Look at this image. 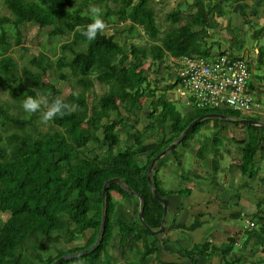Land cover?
<instances>
[{
	"label": "trees",
	"instance_id": "obj_1",
	"mask_svg": "<svg viewBox=\"0 0 264 264\" xmlns=\"http://www.w3.org/2000/svg\"><path fill=\"white\" fill-rule=\"evenodd\" d=\"M226 1L229 0H208V3L194 0L195 11L191 13L184 12L179 4L164 16L168 26L162 31L157 20L156 0H5L11 15H0L3 88L11 92L22 109V102L28 96L46 98L49 105L60 97L64 103L76 107L70 115L54 118L49 130L42 132L34 116L45 111L43 105L34 116L27 113L26 119L9 114V107L0 104V127L7 133L5 139L0 134V264H54L66 255L83 252L97 242L104 213L105 226L97 246L61 264H163L160 259L163 252L186 256L189 264H197L199 258L211 261L218 256L224 264L245 263L242 254L236 255L239 239L230 235L221 246L208 241L189 250L172 251L168 248L170 240L164 238L169 227L160 235L152 234L139 218L140 200L136 196L142 197L147 226L159 230L164 208L155 198L153 189L168 198L191 195L192 187L164 192L158 175L162 159L152 172L151 187L147 173L152 160L176 142L197 118L213 113L226 116L224 111L239 112L229 108H195L194 115L189 114L192 111L182 114L176 111L174 103L163 96L157 97L148 102L146 131L153 136L161 132L163 138L148 156L143 155L145 135L129 125L123 113L129 114V118L144 100L155 98L160 91L158 76L151 78L149 74L151 67L156 72L155 65L158 69L163 66L169 69L168 58H214L226 54L222 49L215 51L208 42L210 19L226 13L222 5ZM232 1L236 6L247 8V0ZM94 6L101 9L100 18L106 28L98 32L95 40L89 41L76 28L92 22L93 13L89 11ZM28 24L50 28V38L67 40L60 43L58 51L54 49L52 55L42 50L30 59H25L21 53L17 58L13 55L16 49L29 51L23 33ZM109 28L114 30L112 35L106 33ZM119 36L126 37L123 45L116 40ZM142 36L147 37L146 43H135ZM19 58L24 61L22 64ZM147 63H150L149 68H145ZM47 75H55L81 89L63 97L59 87L45 82ZM93 79L108 85L109 90L90 104ZM151 79H154V87ZM242 119L258 121L251 117ZM210 120L213 119L196 125L170 154L180 145L186 147L191 134L200 126L208 125ZM215 120L230 121L249 129L247 137L237 141L241 149L238 169L242 177L256 179L260 161L264 162V128ZM218 124L214 125L211 146L205 149L203 141L196 152L203 165L213 169L212 183L218 181L224 159L220 140L215 135L225 131ZM10 127L16 130L9 131ZM119 130L127 134L125 147ZM99 148L103 151L95 153ZM183 155L181 151L172 155L180 167ZM199 176L197 171L190 175L182 172L180 178L206 179ZM112 179H119L121 184L110 185L104 198V186ZM128 198L136 202V214L126 205ZM2 214L9 215L7 220H3ZM255 217L259 230L255 229V222L248 220L254 226L247 229L245 242L257 239L255 245L264 254V216L258 211ZM164 224L167 226V219ZM87 232L91 234L83 246L71 245L83 239ZM136 248L139 252L134 255Z\"/></svg>",
	"mask_w": 264,
	"mask_h": 264
},
{
	"label": "rangeland",
	"instance_id": "obj_2",
	"mask_svg": "<svg viewBox=\"0 0 264 264\" xmlns=\"http://www.w3.org/2000/svg\"><path fill=\"white\" fill-rule=\"evenodd\" d=\"M4 2L5 0H0V15L10 16L11 13L7 9ZM193 2L194 0H156V7L158 9L157 20L162 28V31H164L168 26V24L165 23L163 20L164 16L168 12L175 10L177 8V5L180 4L184 12L191 13L195 11V8L192 7ZM222 5L226 10V13L223 16H212L209 22L208 27L209 32L211 34L210 39L208 40L209 44L214 47L215 51H218L219 49L228 50L229 48H231V51L234 55L241 56L248 61L251 74L255 73L256 77L264 79V26L262 27L258 25L260 20L264 22V18H262V16L264 17V0H247V8L236 6L235 2L232 0L223 2ZM91 8L92 7H90V9ZM256 31H258V33L255 36ZM49 32L50 28L41 29L38 25L35 24L26 25L23 31L24 43L27 49H29V51L16 49L13 55L18 58V53H21L25 56V59H30L32 55L38 56L39 52L42 50H44L45 52L47 50V52L52 55L53 50L56 49V51H58L60 43L65 42V40L67 39L50 38ZM113 32L114 30H112L111 28L106 29V33L108 35H112ZM116 40L119 42L120 45H123L126 40V37L119 36ZM146 41L147 37L142 36L141 38L136 39L135 43L145 44ZM246 51L248 52L247 54H245ZM259 54L263 55V64L259 63ZM18 61L20 64L24 62L21 58H19ZM166 64L168 65L169 69L164 66L158 69L156 65L155 69H157V72L152 71L153 67L149 69V74H151V78H154V76H158L160 80L158 85L160 91L156 93V97H153L149 100H144L143 105H141V107L138 108L134 114L130 115L129 118V114L123 112L125 120H127L128 124L134 125L135 130H139L145 135L146 141L143 154L145 156H148L150 152L157 145H159L160 141L163 138V134L161 132L157 136H153L146 131V126L149 124V101L151 102L152 100H156L157 97L163 96L166 100L176 105V111H179L182 114H186L192 111L189 113L191 115H194L196 113L195 107L188 106L186 100L187 96L184 94L183 89L180 86L175 87L174 85H172V83L174 82V72L173 67L170 65V58L167 59ZM149 66L150 63L145 64V68H149ZM153 80L154 79H151L152 87L155 86ZM48 81L52 82L62 90L63 97H68L72 92L79 91L81 89L78 86L74 87L69 82L60 80L58 77H55V75H47L45 77V82ZM93 82L94 85L89 92L90 104L96 103L98 99L105 93H107L109 90L108 85L99 83L95 79H93ZM251 95L256 100H259L260 96L254 93L253 91L251 92ZM262 101L264 104V98L262 99ZM0 104L9 107V114L13 116H18L20 118H28V116L25 117L27 113L21 108L19 104H16V101L14 100V97L11 92L8 89L3 88L1 77ZM224 112H226L225 114L226 116L228 115V118L230 120H240L242 118L250 117L247 114L242 113L230 114L227 111ZM238 116L240 118H238ZM40 117V112L37 113L36 116H34L37 127H39L40 131L47 132L51 127L52 123L51 121L47 124L42 123ZM251 118H255L260 122H264L263 115L254 114ZM208 123H219V127L223 126L222 131H225L220 135L218 133H216L215 135L216 138H219L220 140L219 144L221 145H219V147L221 146L220 151L224 156L223 162H221V170L218 175V183L211 182V177L214 175L211 166L203 165L204 163H202V161L198 159L195 154L197 149H199L200 146L203 144V141L206 144L202 147L207 149L209 146H211L213 140L214 128L213 130H211V128L208 130L207 126H200L194 135L193 133L191 134L194 140L190 141L186 148L180 145L174 151L173 154L169 153L162 159L161 165L158 166L160 187L163 191L166 190L164 192H167L171 190L186 189L190 186L194 188L197 184V180L193 177H191L192 180H183V178H180V175L178 176L176 174L177 170L179 169L173 167L172 170H170V166H173L175 164L172 160H170L171 156L178 154L180 150H183L185 148L184 155L182 158V172H188V174L190 175L193 171L200 170V172L203 174L202 176L204 178L206 177V179L202 181L199 190L203 192H208L207 194H205L207 198H209V195H212L213 197L215 196V199L201 200V194L193 192L194 189H192L191 195H182L184 197V204H186V206H188L187 204L191 206V203H194V205L197 204L198 206H200L199 200H201L202 204L209 205L212 203V201L218 202L219 200L222 206L216 207L215 210L217 212H220L221 210V213L225 212L227 214L225 215V222H222L220 221V219H217V221L222 222V224H217L215 226V230L217 229L219 232H221L222 236L224 237L230 235L239 239L237 240L239 242V245L236 246L235 251L236 253H238L236 255H243L242 259L245 262L244 264H264V254L260 253L257 249V245H255L257 239H253L248 243L245 242V239L248 237L249 234L247 232V229L250 228L246 225V221L251 220L256 223L258 218L255 217V215L258 213V211L262 212L264 216V162L260 161V171L256 179L249 180L242 177L241 172L238 169L241 157V149L239 148L237 141L247 137V134H249V129L247 127H243V129L241 125L230 121H221L213 119L210 120ZM8 130L14 131L16 130V127H10ZM119 131L122 139V146L125 147V143H127V134L124 130ZM0 134H2L3 139H5L7 133L1 127ZM234 137L235 141H233ZM128 144L131 145L132 143ZM191 146H195V148L192 149ZM101 151L103 150H100L99 148L98 150H96L95 153H100ZM95 153H93V155ZM145 156L142 157L145 158ZM208 156L212 157V154L209 153ZM164 169L167 170V173L169 174L164 175ZM222 182L225 183L223 188H221L222 185H220ZM125 203L134 213L136 209L135 201L131 198H128L125 200ZM189 206L187 207V211L189 209ZM194 211L198 210H196L195 208L193 209V212ZM195 214V218L198 219L201 213ZM1 216L4 221L7 220V218L9 217V215L4 214H2ZM209 216L212 217V219L214 218V216L211 214ZM166 219L167 227L173 224L174 216L171 211L167 213ZM172 228L173 227H169V231L173 230ZM237 229L239 230V235L238 232H235ZM255 229L259 230V226L257 223ZM169 231L167 234L170 233ZM90 234L91 232H87L83 239L76 240L71 245L83 246ZM236 235H238V237H236ZM65 246L68 245L66 244ZM137 252L139 251L136 248L134 249L133 254L136 255Z\"/></svg>",
	"mask_w": 264,
	"mask_h": 264
},
{
	"label": "built area",
	"instance_id": "obj_3",
	"mask_svg": "<svg viewBox=\"0 0 264 264\" xmlns=\"http://www.w3.org/2000/svg\"><path fill=\"white\" fill-rule=\"evenodd\" d=\"M214 58L181 57L170 58L174 82L187 96L188 106L197 109L229 108L233 111L264 116V104L248 91L250 66L248 61L230 50ZM246 225L253 227L252 222Z\"/></svg>",
	"mask_w": 264,
	"mask_h": 264
},
{
	"label": "crops",
	"instance_id": "obj_4",
	"mask_svg": "<svg viewBox=\"0 0 264 264\" xmlns=\"http://www.w3.org/2000/svg\"><path fill=\"white\" fill-rule=\"evenodd\" d=\"M262 18H264V17L262 16ZM258 25L263 27L264 22L262 20H260ZM263 30H264V28H263ZM257 33H258V31L255 32V36L257 35ZM228 50H232V49L229 48ZM247 53L248 52L246 51L245 54H247ZM259 60H260L259 63L263 64V55L262 54H259ZM254 70H253V72H254ZM250 74H251V71H250ZM247 91L250 94L253 91L257 95H259L260 97H259L258 101H260L263 104L262 99L264 98V79H260V77H256L255 73H252L250 76L248 85H247ZM214 125H215V123H212V124L209 123L206 126L208 127L207 128L208 130L210 128H211V130H213ZM192 140H194V138H192L190 141H192ZM188 143H187V145H188ZM187 145H186V147H187ZM191 148L194 149L195 146H191ZM184 149L180 150L183 154H184ZM170 160H172L175 163L173 166H170V170H172L173 167L176 169H179V170H177L176 174L178 176L181 175L182 169L180 166H178L174 157L171 156ZM195 171H197V170H195ZM197 172H198V174H200V176L203 175L200 172V170H198ZM163 174L167 175L169 173H167V170L164 169ZM201 183H202V181L197 180V184L195 185L194 188L190 189L188 187L186 189H190L191 191H192V189H194L193 192L200 193L201 194V197H200L201 200H203V199H210V200L215 199V196L213 197L212 195H209V198H207L205 194H207L208 192H203V191L199 190ZM214 183H218V181L214 182ZM224 184H225L224 182H222L220 184V185H222L221 188H223ZM186 189H181V190H186ZM164 191H166V190H164ZM172 191H175V190H171L168 192H172ZM183 199H184V197L179 196V195H171L168 197L169 209L174 216L173 224L169 226V227H173L172 228L173 230L169 231L170 233L164 237V238H168L170 240L171 246L168 245L169 246L168 248H170L174 252H179L180 250H183V249L189 250L196 244H200V243L202 244V243H205L208 241L213 242L217 246H221V244H223L225 242L226 238L224 236H222L221 232H219L217 229L215 230V226L217 224H222V222H225V215L227 213H225V212L221 213V210H220V212H217L215 210L216 207L222 206L220 204V201L219 200H218V202L212 201L211 204L205 205V204L201 203V200H199L200 206H198L197 204L194 205V203H191L192 204L191 206H189V204H187L189 206V209L187 211L188 206H186V204H184ZM135 206H136V202H135ZM195 208L198 211L193 212V209H195ZM135 211H136V209H135ZM195 213H197V214L201 213L199 215L198 219L195 218V216H196ZM210 214L214 216L213 219H212V217L209 216ZM222 214H224V215H222ZM217 219H220V221H222V222H220V221L218 222ZM229 220H231V219H229ZM187 229H189V230H187ZM237 230L235 232H238V234H239V230L238 231ZM173 255L166 253V252H163L160 255V259L163 261V264H189L188 257H186V256L179 257L175 253H173ZM197 264H224V262H223L222 258L220 256H218V257H214L211 261L207 260L205 258H199Z\"/></svg>",
	"mask_w": 264,
	"mask_h": 264
},
{
	"label": "water",
	"instance_id": "obj_5",
	"mask_svg": "<svg viewBox=\"0 0 264 264\" xmlns=\"http://www.w3.org/2000/svg\"><path fill=\"white\" fill-rule=\"evenodd\" d=\"M205 119H222V120H230L227 116L225 115H222V114H207V115H204V116H201L199 118H197L195 121H193L188 127L187 129L183 132V134L181 135V137L176 141L174 142L170 147H168L167 149H165L163 152H161L154 160H152L151 162V165H150V168L148 170V180H149V184L151 187H153V181H152V172L155 168V165L158 161H160L161 159H163L167 154H169L178 144H180L182 142V140L185 138V136L196 126L198 125L199 123H201L203 120ZM231 121H235L237 123H240V124H243V125H253V126H258V127H261V128H264V122H260V121H254V120H251V119H240V120H231ZM112 184H121V181L119 179H112L110 180L109 182H107L104 186V189H103V196L105 198L106 196V192H107V189L109 188L110 185ZM127 191L129 193H131V190L130 189H127ZM153 193H154V196L155 198L163 205V208H164V212H163V224L161 226V228L159 230H151L146 222L144 221V217H143V211H144V204H143V200H142V197L139 196V195H136L139 200H140V210H139V218L142 222V224L147 227V229L154 235H160L162 233H164L166 230H167V226L164 224L165 223V219H166V216H167V213L169 211V200L168 198H163L156 189H153ZM105 219H106V215L105 213L103 214V219H102V224H101V229H100V232H99V237L97 239V242L95 243V245L83 252H80V253H76V254H69V255H66L62 258H60L59 260H57L54 264H61L62 262L70 259V258H73V257H79V256H82L90 251H92L96 246L97 244L100 242V239H101V234L103 232V229H104V226H105Z\"/></svg>",
	"mask_w": 264,
	"mask_h": 264
},
{
	"label": "clouds",
	"instance_id": "obj_6",
	"mask_svg": "<svg viewBox=\"0 0 264 264\" xmlns=\"http://www.w3.org/2000/svg\"><path fill=\"white\" fill-rule=\"evenodd\" d=\"M90 11L93 13L92 22L86 26H77L76 31H79L83 36L89 41L96 39L98 32H104L106 24L103 19L100 18L101 9L99 7H92ZM42 105L46 108L45 111L41 113V122L47 124L52 121L57 116L63 117L65 115H70L75 111L76 106H70L60 98L57 97L49 105L48 101L43 97L34 98L33 96H28L23 102L22 107L24 111L28 114H34L41 110Z\"/></svg>",
	"mask_w": 264,
	"mask_h": 264
}]
</instances>
